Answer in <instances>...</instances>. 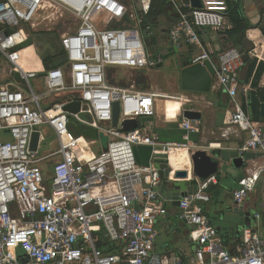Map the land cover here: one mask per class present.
<instances>
[{
  "label": "built area",
  "instance_id": "1",
  "mask_svg": "<svg viewBox=\"0 0 264 264\" xmlns=\"http://www.w3.org/2000/svg\"><path fill=\"white\" fill-rule=\"evenodd\" d=\"M153 0H0V58L14 66L25 88H0V264H264V246L258 233L246 230L241 245L232 253L218 230L204 215L200 202H209V189L216 178H195V192L182 196L179 219L190 228L189 240L197 246L192 258L162 255L156 251L157 225L167 216L157 189L163 171L156 166L168 152L189 144L163 142L154 131L158 106L173 100L189 111H197L186 95L156 89L138 90L108 83V68L141 72L155 70L164 62L152 58L147 39L154 35L145 25ZM177 18L169 35L175 49H199L190 65L212 62L204 49L205 30L227 29L226 0H167ZM60 8L79 21V26L61 39L66 65L56 70L29 71L20 63L23 46L31 29L48 8ZM99 21V22H98ZM102 22V23H100ZM215 68L212 90L226 94L234 108L228 126L247 134L241 155L264 151V123L253 122L238 99L240 73L246 66L239 49L222 52ZM45 72L43 94H36L31 81ZM246 93L247 90L245 89ZM70 96L45 105L54 96ZM79 101L80 112L69 115L65 105ZM119 103L117 127L113 126L114 105ZM198 112V111H197ZM73 117L83 130L95 129L109 139L107 151L86 159L79 153L96 142L80 143L71 135ZM138 120V128L124 130L125 120ZM48 126L56 135L58 150L42 154L31 150L32 136ZM185 142L199 133L200 122L182 115ZM90 142V143H86ZM100 145V143L98 142ZM135 147L152 149V161L138 164ZM54 161L50 179L45 163ZM171 174L176 172L170 166ZM264 166L248 171L239 181L233 199L240 207L253 192ZM175 178V177H174ZM49 181V182H47ZM106 238V239H103ZM115 248L109 252L99 243Z\"/></svg>",
  "mask_w": 264,
  "mask_h": 264
},
{
  "label": "crops",
  "instance_id": "2",
  "mask_svg": "<svg viewBox=\"0 0 264 264\" xmlns=\"http://www.w3.org/2000/svg\"><path fill=\"white\" fill-rule=\"evenodd\" d=\"M232 1L240 5L251 26L246 32L248 42L246 51L248 52L249 59L257 61L258 65L260 63L264 64V0ZM167 11L169 15L161 20L175 25L177 18L171 13L169 8ZM158 26L159 23L154 26V31L155 27L158 28ZM231 28V24L228 21L227 29ZM169 33L166 36L164 34L160 35L158 40L160 51L170 47ZM201 37L204 49L212 55L211 63L214 65V68H217L219 63L218 57L223 52L218 32L205 30ZM175 50L180 56L178 58L179 62H177L181 69L189 66L191 59L201 52L199 49L187 45L183 46L182 49ZM175 57L171 56L168 60L174 62ZM247 73L248 65L240 73L238 99L242 105V99L249 92L260 93L261 97L264 98V74L258 87L253 88L254 75L248 79ZM245 89L247 90L246 93L244 92ZM180 90L176 93L186 95L189 99L193 100L194 107L202 114V118L199 120V133L191 135L189 143L185 142L184 137L186 132L182 129L181 122L182 115L187 108L182 106L180 102L173 100L166 102V104H160L158 106L157 118L154 119V131L160 136L161 140L173 144H180L183 141L185 144H189L191 148H194L193 151L198 149L239 150L244 144L247 134L234 126H228V122L234 112L229 97L224 93H217L213 90L208 94L185 92L181 88ZM43 93L44 91L42 90L41 94ZM64 96L60 95L58 97ZM262 104L264 105V102ZM187 154V150H180L177 147L171 148L169 151V162L175 172L183 171L187 167L189 168L190 159ZM136 157L139 165L147 166L152 161V149L149 147H137ZM250 159L243 168H236L234 165L229 164L226 168L227 172L215 176L217 184L212 185L208 191L210 201L199 203L211 225L218 230L226 249L232 253L236 252L241 245L242 234L246 230L258 233L264 246V173L261 175L255 190L248 195L244 205L239 207L233 199V193L238 189L239 181L246 177L247 172L259 166H264V151L250 152ZM51 161L54 163L53 160H49L44 165L46 174L48 168L52 169L50 165L46 167V164L48 165ZM162 164L157 163L156 166L160 168ZM168 167L170 168V166ZM191 170H188L189 177L184 180L175 179V175L171 174L172 170L169 177L166 178L163 171L162 183L157 189L167 208V216L161 218L157 225L156 251L162 255L171 256L173 254L185 260H189L194 256L197 246L190 242L189 234L191 228L179 219L180 208L176 205L170 192H175L174 186L183 187L182 196L196 191V177L193 176Z\"/></svg>",
  "mask_w": 264,
  "mask_h": 264
},
{
  "label": "rangeland",
  "instance_id": "3",
  "mask_svg": "<svg viewBox=\"0 0 264 264\" xmlns=\"http://www.w3.org/2000/svg\"><path fill=\"white\" fill-rule=\"evenodd\" d=\"M121 1L124 3L128 2V0ZM36 24L37 28H30L31 32L28 39V41H30V45L23 50V55L20 63L23 67H25V69L29 71L45 70L44 60L49 57L54 58L62 52V37L68 33L74 32L79 26V21L74 19L70 14L61 10L60 8L49 7V9L46 8L42 12ZM172 27H174V25H171L165 20H160L158 28L155 27L154 35L147 39L148 44L151 45L154 42H158L161 34H164L165 36L168 35ZM164 30L165 32L163 33ZM152 49L153 46L150 47V54ZM151 55L153 59L157 58V54ZM179 57L180 56L177 53L174 62L167 59V61L165 60L164 66L162 68H157L152 71L144 70L141 72H135L130 70L108 68L107 81L109 84L119 87H128L129 85H131V81H136V88L138 90L156 89L165 93L175 94L176 92L181 91V68H179L178 63ZM13 69L14 66L11 63L0 58V88L10 87L12 86V84L25 88L24 84L20 81L18 74L13 72ZM44 83L45 80L41 76L38 77V79L31 81L32 87L34 88L36 94H41L42 90L44 91ZM61 98L63 97H51L50 99H47L45 101V105L49 106L50 102L59 100ZM38 130L45 138V142L40 148V152L42 154H47L59 147L56 135L50 127L43 126L38 128ZM87 141L91 140L87 139ZM186 147H188V145ZM136 151L137 147H135V152ZM100 152H102V150L101 146L98 143L92 144L89 148L79 151L81 156L85 157L86 159L93 158L99 155ZM192 152L193 150L190 151V154H192ZM50 163L48 165L46 164V167H49V165L50 167L54 166V163L52 161ZM47 170V179L49 180L51 168H48Z\"/></svg>",
  "mask_w": 264,
  "mask_h": 264
},
{
  "label": "water",
  "instance_id": "4",
  "mask_svg": "<svg viewBox=\"0 0 264 264\" xmlns=\"http://www.w3.org/2000/svg\"><path fill=\"white\" fill-rule=\"evenodd\" d=\"M195 8H201L200 0H191ZM166 50L160 51V55L164 60H167L171 56H176L177 51L171 46ZM164 62L159 64L157 68H162ZM181 74V89L185 92H196L208 94L212 92L214 84V65L207 61L204 64H196L185 66L180 71ZM45 72H40V76L44 77ZM81 103L79 101L65 105L63 111L69 115H76L80 112ZM120 115V105L116 103L114 105V121L113 126L117 127ZM184 118L190 121H199L202 118V114L197 111L186 110L183 114ZM138 120H125L122 123L124 130H133L138 128ZM69 126H74L78 133L82 134L85 138L90 139L91 142L100 143L101 150L107 151L109 146V139L103 133H99L95 129L83 130L79 123L71 117L69 120ZM40 132H35L32 136L31 150L36 152L38 150ZM73 136V132H71ZM211 153V154H210ZM250 153L241 155L239 150H208L198 149L190 154L191 171L196 178L206 181L211 177H215L223 172H227V166L229 164L234 165L236 168H243L246 162H249ZM167 164L160 165V170L164 171L166 178L169 177L171 169ZM189 177V171H178L175 174V179L184 180ZM182 186H174L175 192H170L171 197L174 199L177 206L180 207V200L182 198Z\"/></svg>",
  "mask_w": 264,
  "mask_h": 264
},
{
  "label": "trees",
  "instance_id": "5",
  "mask_svg": "<svg viewBox=\"0 0 264 264\" xmlns=\"http://www.w3.org/2000/svg\"><path fill=\"white\" fill-rule=\"evenodd\" d=\"M226 3L228 6L227 17L232 28L218 32V38L222 51L224 52L233 48H237L240 50V52L245 57L246 65H248L247 78L250 79L254 75L252 87L257 88L264 74V64L260 63L258 65L257 61L250 60L248 52L246 51V46L248 43L246 38V32L251 26L249 25V22L238 3L233 2L232 0H226ZM167 10V0H153L150 13L148 16L145 17V25L150 23L151 26L154 28V26L157 25L162 18H165L169 15ZM29 45L30 41H27V43L22 49H26ZM152 46L153 49L151 50V54H157V57L161 56L159 53L160 48L158 47V42H154L153 44L149 45L147 41V48L149 53L150 47ZM44 65L45 70H56L58 68L64 67L66 65V60L63 50L56 57H49L44 60ZM70 99L71 97L68 95L59 99L58 102L63 103L69 101ZM242 100L243 108L245 112L249 115L250 119L253 122L264 123V105L262 104L264 102V98L261 97V94L249 92L247 96H244ZM70 129L75 134V140H77L78 142L87 141V138H85L82 134L78 133V130L74 126H70ZM180 144L185 145V142L182 141ZM162 158L163 157L161 156L157 157L156 162L167 164V161H163ZM99 246L106 248L109 252L116 251V248L107 241L100 242Z\"/></svg>",
  "mask_w": 264,
  "mask_h": 264
},
{
  "label": "bare ground",
  "instance_id": "6",
  "mask_svg": "<svg viewBox=\"0 0 264 264\" xmlns=\"http://www.w3.org/2000/svg\"><path fill=\"white\" fill-rule=\"evenodd\" d=\"M22 55H23V52H22ZM174 69V68H173ZM161 72V71H160ZM177 77V76H176ZM80 143H85L84 141L83 142H80ZM177 148H179L180 150H187L188 151V154L187 155H189V159H190V152H189V149L187 148V147H177ZM168 155H169V152H168ZM171 166V165H170ZM172 167V166H171ZM173 169V168H172ZM191 169V161H190V166H189V168L187 167V169H185V170H190ZM174 170V169H173ZM175 171V170H174Z\"/></svg>",
  "mask_w": 264,
  "mask_h": 264
},
{
  "label": "flooded vegetation",
  "instance_id": "7",
  "mask_svg": "<svg viewBox=\"0 0 264 264\" xmlns=\"http://www.w3.org/2000/svg\"><path fill=\"white\" fill-rule=\"evenodd\" d=\"M181 86V85H180Z\"/></svg>",
  "mask_w": 264,
  "mask_h": 264
}]
</instances>
